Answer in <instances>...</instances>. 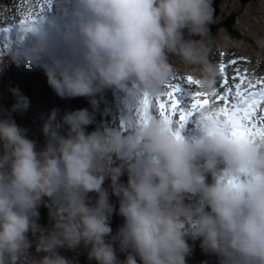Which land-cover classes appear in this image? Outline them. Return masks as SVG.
I'll use <instances>...</instances> for the list:
<instances>
[{"label": "clouds", "instance_id": "1", "mask_svg": "<svg viewBox=\"0 0 264 264\" xmlns=\"http://www.w3.org/2000/svg\"><path fill=\"white\" fill-rule=\"evenodd\" d=\"M52 2L31 0L33 12H43L28 15L37 19L20 38L32 43L7 53L17 64L39 63L57 96L87 97L93 111L51 109L38 148L11 116L27 111L29 98L10 89L15 103L0 115V264H74L59 249L81 245L96 264H186L189 239L218 264H264V136L232 135L215 103L199 109L191 138L156 114L130 121L126 132L103 124L86 130L106 89L140 101L160 95L175 74L173 56L201 93H215L221 73L207 40L213 0H71V19L64 0H55L59 16L46 15ZM42 205L48 227L38 223ZM114 211L123 217L115 233ZM33 244L44 255L33 256Z\"/></svg>", "mask_w": 264, "mask_h": 264}, {"label": "rangeland", "instance_id": "2", "mask_svg": "<svg viewBox=\"0 0 264 264\" xmlns=\"http://www.w3.org/2000/svg\"><path fill=\"white\" fill-rule=\"evenodd\" d=\"M64 4L67 10L71 7V2L69 0H64ZM213 5L215 22L210 25V35L207 37L211 49L212 47H214V49L212 50V57L217 56L219 60L222 61L226 57V54H224V52L233 50V53H231V55H240L243 58L253 57L254 60L260 64L262 62V58H264V0H213ZM13 16L14 15H12L11 18H8L13 20L12 22H14L17 17L25 18V15L22 14H17L15 17ZM227 17L232 18V22L229 25V31L224 28L225 23H227ZM7 22L12 23L10 20H7ZM3 37L4 38L2 40L0 39V50H2L3 54H7V48L9 47L8 35L3 33ZM15 38L19 40L18 42H21L22 40L20 38V35H15ZM198 38L199 37H194V39ZM26 41L29 43L28 39ZM20 50H22V48ZM170 61L176 67V71L173 77L179 78L188 76L190 69L183 65L178 58L174 56L170 57ZM252 62L253 61L250 60V64L248 65L246 61H242L238 63L237 67L241 70L242 73L245 70H247L248 73L251 70L250 66ZM14 65L17 66L16 61L11 62L9 67L5 66L4 70L0 72V109L4 110V112L0 113V115L11 112V106L15 103V98L12 95L10 89L12 87L18 86L23 95L29 98L30 106L27 111L24 112H11V116L19 126L24 127L28 130V137L36 141L38 148H42L44 146L45 137L42 134L41 127L51 109H58L61 115H63L65 112L78 110L81 108H88L89 111H93L92 106L89 103V98H59V96H55L54 91L49 86L47 80H44V77H46V75H44L45 73L40 74L39 70H37V77H31L30 73L19 71L15 68ZM22 66L27 67L30 65H26L23 62ZM35 66H37V69H40L39 63H37ZM229 74L231 75L232 73L229 72ZM37 79H39V82ZM221 79L222 77L218 79L217 83ZM177 82L180 81L177 80L174 83ZM193 87L198 90V86ZM119 94L125 95L126 93L124 90H115L114 93L113 89H106L102 94L97 95V104L94 111L95 122L87 126V131H93L97 126L101 124L109 127L111 125L109 122L113 117L111 112H116L117 109H119L118 103H120L122 107L124 106V111H126L127 114H130L131 120L134 118L136 121L135 111H137L139 105H133L130 101L126 102L125 99L119 96ZM54 99L58 101H55ZM186 101L187 100H185V102ZM102 104L105 107L102 108ZM193 119H197V114H193ZM116 120L114 121V128L121 130L123 123L121 122V119ZM185 127L188 128L187 124H185ZM121 180L126 183L127 175H123L121 177ZM109 184L110 181L106 179L104 182V187L108 188ZM109 193L111 202L115 205L116 209H118V198L114 195H111L110 188ZM89 195L95 198V193H90ZM39 213L40 216L38 223L44 227H48L50 225L48 208L42 205L39 208ZM122 223L123 217H121L117 214V212L114 211L110 220L113 233L118 230ZM30 239L34 238L30 236ZM197 241H199V239H189L188 241L192 247V251L191 254L186 258V264H198L202 261H205L203 254L199 250V248L201 247H195ZM30 251L32 252L33 256L36 257L44 255V253H36L34 244ZM59 252L61 255L72 259L74 261V264H96L94 260L88 259L87 251L85 250L83 245H81L76 250L61 248L59 249ZM117 255L120 259H124V253H121L117 250ZM191 257L193 260H191ZM206 257H210L212 261L216 262L215 264H218V260L215 255L208 254V256Z\"/></svg>", "mask_w": 264, "mask_h": 264}, {"label": "snow or ice", "instance_id": "3", "mask_svg": "<svg viewBox=\"0 0 264 264\" xmlns=\"http://www.w3.org/2000/svg\"><path fill=\"white\" fill-rule=\"evenodd\" d=\"M40 12H43V6L40 7ZM36 19L37 16H31V19L25 16L20 19L19 25L23 29ZM0 31L10 33L12 26ZM243 59L245 58L235 57L220 62L222 79L217 83L212 96L194 88L199 81H194L191 76L172 77L171 79H179L180 82L166 84L165 90L158 96L150 98L145 94L137 108L136 121H142L149 114L159 115L169 124L175 125V134L179 137L193 114H197L202 106L215 103L221 105L219 123L232 135L256 133L264 136V77H250L247 70L242 73L236 66Z\"/></svg>", "mask_w": 264, "mask_h": 264}, {"label": "bare ground", "instance_id": "4", "mask_svg": "<svg viewBox=\"0 0 264 264\" xmlns=\"http://www.w3.org/2000/svg\"><path fill=\"white\" fill-rule=\"evenodd\" d=\"M71 2V0H69ZM31 3V0H2L0 1V28L1 26H7L9 22H7V20H10L11 22L13 20L11 19H8V18H11L12 15H14L13 17H15L17 14H22V15H25V16H28L29 14H33L35 15V13H39L40 12V7H37L35 9V12H33V9L29 7ZM214 6V5H213ZM2 9V10H1ZM69 9H73L72 8V3H71V7ZM61 12V9L57 6V4L55 3V0H53V2L50 4V8H48L46 10V15L49 16L50 13L52 12ZM19 18V17H17ZM15 19V18H14ZM4 33V32H3ZM3 33L2 31H0V39L2 40L4 37H3ZM15 35L13 34H10L8 36V42H9V46L13 44V46L17 49V50H20L21 48L24 49L26 48L28 44L26 41H24L23 43L19 44L18 42H16V38H14ZM194 38V37H193ZM5 40V39H4ZM2 46V45H1ZM24 46V47H22ZM3 47V46H2ZM1 47V48H2ZM52 50L55 51L57 54H60L62 52L65 51V49L63 48H60L59 51L57 52V47L56 46H52ZM5 55V56H4ZM0 56H1V59L4 63V65L6 67H9L11 62H13L14 60L11 58V56L7 53V54H3L2 50H0ZM22 63L23 61H21L19 64H17V66H15V68L19 71H22V72H26V73H30V76L31 77H37V70H39V73L40 74H44L43 72V69L42 67L39 66L40 69H37V66L35 65H30V66H27V67H23L22 66ZM11 69V68H10ZM9 69V70H10ZM177 74V73H176ZM20 75V74H19ZM45 75V74H44ZM178 75V74H177ZM181 75V74H180ZM179 76V75H178ZM23 77V76H22ZM38 82H39V79H37ZM44 80H47V76L44 77ZM179 79H171L170 83H173V81H177ZM11 86V85H10ZM51 90V89H50ZM114 93H115V90L113 89ZM125 95H120L123 99H125L126 102L130 101L133 105H139L140 104V100H138L134 95L132 94H129L128 92L125 91ZM55 94V93H54ZM117 95V94H116ZM115 95V96H116ZM55 96H57L55 94ZM124 96V97H123ZM126 96V97H125ZM58 97V96H57ZM60 98V97H59ZM130 98V99H128ZM120 99V98H119ZM118 99V100H119ZM55 100V99H54ZM55 101H58V100H55ZM118 102V101H117ZM127 105V104H126ZM124 107V106H123ZM122 107V105L120 103H118V108L117 111L119 112H111L112 114V118H111V121L109 122L111 125L109 127H114L115 126V120L116 119H121V122L123 123V126H122V129L120 131L122 132H126L128 130V125H129V122L130 121H135V119L133 118L131 120V116L130 114H127L126 111H124V108ZM131 108V107H130ZM132 109V108H131ZM136 112V111H135ZM132 115V114H131ZM193 119V116L191 117ZM194 120V119H193ZM117 121V120H116ZM117 124V123H116ZM186 128V127H185ZM184 128V129H185ZM186 130H188V128H186ZM119 162H117L118 164Z\"/></svg>", "mask_w": 264, "mask_h": 264}, {"label": "trees", "instance_id": "5", "mask_svg": "<svg viewBox=\"0 0 264 264\" xmlns=\"http://www.w3.org/2000/svg\"><path fill=\"white\" fill-rule=\"evenodd\" d=\"M231 19H232L231 17H229V18L227 17V18H226L227 23H225L224 28H225L227 31H229V25H230L231 22H232ZM220 25H221V24H220ZM23 88H25V87H23ZM101 106H102V108L105 107L103 104H102ZM197 246H198V247H201V246H200V241H197L195 247H197ZM199 250H200L201 253L203 254V256H204V258H205V261H202V262H200V263H198V264H215V263H216V262L212 261V259H210V257L207 258L206 256H208V254L205 253V252H203L201 248H199ZM206 259H207V260H206ZM191 260H193L192 257H191Z\"/></svg>", "mask_w": 264, "mask_h": 264}]
</instances>
